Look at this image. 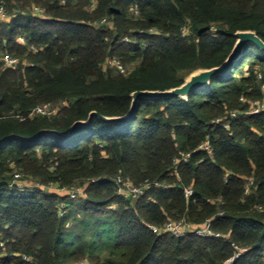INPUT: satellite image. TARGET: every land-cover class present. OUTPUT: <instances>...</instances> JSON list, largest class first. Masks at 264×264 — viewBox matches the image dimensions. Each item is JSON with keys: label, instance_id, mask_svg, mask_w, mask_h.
<instances>
[{"label": "trees", "instance_id": "obj_1", "mask_svg": "<svg viewBox=\"0 0 264 264\" xmlns=\"http://www.w3.org/2000/svg\"><path fill=\"white\" fill-rule=\"evenodd\" d=\"M3 1L10 16L0 20V264H264V113H240L229 129L213 123L264 100V51L254 44L186 98H139L123 122L92 117L64 138L35 137L67 133L91 111L126 115L133 91L174 88L221 65L237 31L264 42V0ZM34 5L44 17L32 14ZM4 55L17 64L5 66ZM109 58L130 65L126 73ZM46 102L60 111L29 115ZM206 140L209 151H193ZM179 150L191 155L174 167ZM16 170L43 188L13 185ZM117 176L169 187L129 200L115 194ZM50 183L84 185V197L69 199ZM181 218H212L218 236L148 228Z\"/></svg>", "mask_w": 264, "mask_h": 264}, {"label": "built area", "instance_id": "obj_2", "mask_svg": "<svg viewBox=\"0 0 264 264\" xmlns=\"http://www.w3.org/2000/svg\"><path fill=\"white\" fill-rule=\"evenodd\" d=\"M92 6V5H91ZM32 14L37 17H44L45 12L44 9L38 6H32L31 8ZM137 11V10H135ZM9 13L7 11V7L3 0H0V20H7L9 19ZM105 19H102L100 23H105ZM214 29V28H213ZM187 33V29L185 26L181 29V35H185ZM18 41L22 44L25 43V39L23 36H19ZM32 49L35 50L34 46H31ZM2 61L5 66L7 67H13L17 64L18 60L15 57H10L8 55H4L2 58ZM106 64L110 67H114L116 70H118L121 73H126L127 68L125 65H123L119 59L117 58H109L107 59ZM258 78H261L260 75H258ZM262 89H264V84L262 85ZM241 100H244V98H241ZM248 109L246 111H238L233 110L229 114V118L227 120H224L225 118H216L213 120V123L220 124L222 123L223 127L225 129H229V119H236L237 116L240 113H249V114H261L264 113V100H248ZM62 104H51L50 102H46L40 105H37L34 107L29 115L30 116H44V115H51L58 113L60 111ZM197 150H210L209 141L206 140L199 144V146L194 149L193 151ZM191 155V152H185L182 150L178 151V154L172 159L173 166L176 167L181 161L187 160ZM14 167V164H12ZM175 175L178 177L177 171H175ZM12 184L16 185L18 188H25V187H40L43 188L42 184L38 181H34L30 179L26 174H22L19 171H13V180ZM116 184V191L115 194L123 197L125 199L129 200H135L139 197L143 196L145 192L152 187H161L164 189H167L169 186L163 183H160L157 180L150 181L145 180L143 183L139 185H134L130 179L123 178L122 176H117L115 179ZM49 190H52L54 192H57L63 196H67L69 199H78L81 197H84L85 192V186L84 185H72L69 187H59L54 184H49L47 186ZM249 187H246V192L248 191ZM184 194L186 197H189L192 195V189L191 188H185ZM66 205L62 204L59 211V216H64L66 213ZM114 205H109V208H112ZM211 219H207L203 224L201 225H194L191 222L187 221L186 219H178V220H169L164 223L162 227H158L152 224L148 225V228L151 229L155 233H161V232H168L176 237H182L186 234H194V235H201V236H218V233H215L212 231L211 228ZM246 251V249H239L237 254H240L242 252ZM23 258L26 261H29L30 258L28 256H23Z\"/></svg>", "mask_w": 264, "mask_h": 264}, {"label": "water", "instance_id": "obj_3", "mask_svg": "<svg viewBox=\"0 0 264 264\" xmlns=\"http://www.w3.org/2000/svg\"><path fill=\"white\" fill-rule=\"evenodd\" d=\"M234 36L236 38V42L228 55V57L225 59V61L216 67L208 68V69H198L191 74H189L185 81L177 87L170 88L167 90H137L133 91L131 93V106L129 111L124 116H103L99 114L96 111H91L88 115L87 120H78L75 121L69 128L67 133H59L54 130H40L35 137L44 134V133H54L56 136L64 138L71 134L77 127L79 126H85L87 125L92 117H97L104 123L110 124V123H120L125 120H127L131 114L133 113V110L135 108V105L137 103V100L139 98H156V97H181L186 98L191 92L195 91L198 88L206 86L212 77H214L216 74L222 72L225 68H227L240 54L241 50L245 45L248 43L254 44L258 48L264 51V42L255 34L253 31H237L234 33Z\"/></svg>", "mask_w": 264, "mask_h": 264}, {"label": "rangeland", "instance_id": "obj_4", "mask_svg": "<svg viewBox=\"0 0 264 264\" xmlns=\"http://www.w3.org/2000/svg\"><path fill=\"white\" fill-rule=\"evenodd\" d=\"M4 3H5V1H4ZM129 66H130V65H129ZM129 66H128V67H129ZM128 67L126 66V68H128ZM45 189H47V188H45ZM47 190H48V189H47Z\"/></svg>", "mask_w": 264, "mask_h": 264}]
</instances>
